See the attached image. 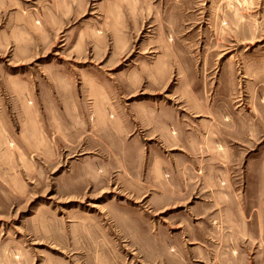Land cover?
Returning <instances> with one entry per match:
<instances>
[{"label":"rangeland","instance_id":"1","mask_svg":"<svg viewBox=\"0 0 264 264\" xmlns=\"http://www.w3.org/2000/svg\"><path fill=\"white\" fill-rule=\"evenodd\" d=\"M0 264H264V0H0Z\"/></svg>","mask_w":264,"mask_h":264}]
</instances>
